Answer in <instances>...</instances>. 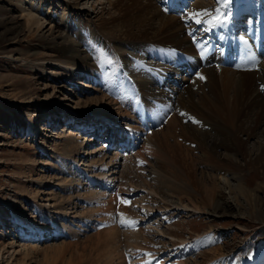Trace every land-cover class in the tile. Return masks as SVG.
<instances>
[{
	"label": "bare ground",
	"instance_id": "obj_1",
	"mask_svg": "<svg viewBox=\"0 0 264 264\" xmlns=\"http://www.w3.org/2000/svg\"><path fill=\"white\" fill-rule=\"evenodd\" d=\"M5 1L10 2L12 8H0V28H4L5 37L11 36L5 41L13 45L5 58L23 69L47 72L71 81H76L80 75L87 76L100 97L86 102L79 99L78 105L84 103L86 108L74 113L63 111V117L81 119L74 126H80L84 131L91 129L87 131L93 137L107 135L112 138L110 150L101 148L96 151L98 153H88V157L100 153L99 159L85 164L92 170H80L87 173L85 181L92 187L88 191L78 198L62 195L44 199L45 192L42 191L30 196L33 201L43 202L47 210L52 208L61 219L68 217V206H74L76 201L97 203L81 212V217L93 227L97 223L95 225L101 226L102 230L89 236L76 261L71 256L67 264H124L120 231L114 220L117 196L94 191L95 186L114 189L109 178L119 174L121 155L112 152L122 136L125 142L122 147H127V151L141 148L142 151L133 155L138 163L147 166L149 159L159 163L161 160L160 170L150 166L152 175H156L155 182L164 184L168 178L172 183L170 181L166 187L183 181L189 184L193 193L185 191L176 202L181 211L192 209L218 218L228 210L239 211L243 206L250 212L260 210L256 191L250 190L241 181V176L246 169L259 172L262 169L260 174H264V93L258 84V81L264 82V68L243 72L220 64L229 48L225 47L226 36L220 29L241 40L238 28L242 24L238 17L245 10L252 11L258 24L255 22L254 27L248 26L245 31H250L252 37L253 30L264 21V2H258L263 14H257L247 3L241 6L234 0H216L219 2L216 13L215 8L209 7L210 0H102L98 8L93 7L96 20L93 24L96 26L89 28L84 26V20L71 15L78 12L80 3L70 5L69 13L56 15L27 7L28 3L22 0ZM177 6L185 11L183 15H178ZM167 11L171 13L167 15ZM13 12L18 16H13ZM216 15L223 16L227 22L222 23L223 17L218 20ZM228 35L235 43L234 37ZM214 36L220 37L222 43L214 49L215 57L208 54L207 66L201 69L208 81L198 89L194 82L196 77L190 76L191 70L200 67L197 55L199 51H209L208 45ZM254 38L255 35L252 42ZM32 40L36 43L29 45V51L18 50L21 44H29ZM251 41L248 46L253 48ZM61 118L62 114L58 122ZM86 118L90 120L83 122ZM33 131L31 128L30 133ZM33 135L36 137L38 133ZM65 140L63 156L72 159V154L75 155L83 143L68 136ZM252 140L255 141L254 152L248 148V142ZM192 144L197 148L193 150ZM40 148L44 154L48 152L46 143H41ZM220 148L224 149V156L217 152ZM49 158L54 160L56 156ZM59 161L64 171L66 160ZM74 162L79 168L78 162ZM63 171L61 174L66 172ZM73 182V179L57 175L36 180L43 188L54 185L64 193L73 186L83 187L81 182ZM223 191L228 192L230 200L220 203ZM48 194L55 195L53 192ZM52 201L59 203L52 205ZM123 209L120 217L125 215ZM0 210L7 219L29 226L34 231L32 239L44 241L64 231L58 225L52 231L48 225L39 224L29 217L26 206L18 202L0 203ZM4 216L0 213V233L11 235L12 227L8 228ZM77 225L75 231L81 233L83 225ZM51 231L54 234L50 235ZM201 244L202 240L198 239L196 246ZM42 248L27 244L18 246L15 240L7 244L0 242V264H28L41 253L43 264H56L57 260L65 258L63 251L55 252L58 253L55 258ZM220 250L222 248H212L210 253L215 257L223 254ZM147 257L142 263L152 264L151 257ZM215 261L211 264H217Z\"/></svg>",
	"mask_w": 264,
	"mask_h": 264
},
{
	"label": "rangeland",
	"instance_id": "obj_2",
	"mask_svg": "<svg viewBox=\"0 0 264 264\" xmlns=\"http://www.w3.org/2000/svg\"><path fill=\"white\" fill-rule=\"evenodd\" d=\"M22 1L28 3L29 6L27 5V7L31 6L37 11L56 13V15L67 14L70 12V5L80 3L78 12L71 15L78 16L84 20V26L92 28L96 26L93 24L96 21L93 7L98 8L102 0ZM215 1L210 0L209 7L211 9L218 5ZM243 2L244 0L239 3L236 2V4L240 5ZM177 4L181 7V4ZM178 6L176 9L178 15H183L185 11L179 10ZM0 8H12V4L0 0ZM170 13L171 11L166 12L167 15ZM12 15L18 16L15 12ZM242 28L244 29L246 26H242ZM3 31L4 28H0V203L13 204L18 202L22 206H26L29 217L36 219L39 224L48 225L52 231L58 225L63 227L64 231H62L63 234L59 233L44 241L41 238L32 239L34 231L29 226L7 219L4 212L0 210L1 215L8 221V228L12 227L11 231L8 229L12 233L11 235H6L1 231L0 242L7 244L11 240H15L18 246L19 244L21 246L26 244L29 246L38 245L43 247L42 249L45 251L47 250L50 257L55 258L58 254L55 252L63 251L62 256L65 258H60L56 264H67L66 261L68 262L71 256L76 261L77 255L83 251V244L89 236L102 230L101 226L95 225L97 223L94 222L93 227L89 225L92 223L87 224L81 217L84 211L90 209L94 204L97 205V203L76 201L75 205L73 203L75 207L68 206L70 211L68 219H61L58 213L52 211V208L47 210L43 202L33 201L30 196L42 191L45 192L44 199L51 200L52 197L56 196L60 198L62 195L65 198L70 196L78 198L80 194L92 188L85 181L87 173L80 172V170L86 169L87 172H90L92 169L85 166L92 163L95 158L99 159L100 153L95 154L94 157H88V153H98L96 151L101 148L110 150L109 141L103 135L97 138L94 136V139L93 135L91 136L88 132L91 129L86 128L84 131L80 126H74V123L81 119L63 117L62 112H79L86 108L84 103L78 105L79 99L81 102H86L89 99L99 98L100 95L93 90L95 86L87 76L80 75L76 77V81H71L55 77L47 72H35L29 68L23 69L18 63L7 60L5 57L11 53L13 45L5 41V38L11 36L5 37ZM35 43L32 40L29 44H21L18 50L29 51L31 49L29 45ZM224 66L234 69L232 66ZM181 76L184 77V74ZM204 78L206 77L196 81L198 89L201 84L206 83ZM87 108L91 109L92 107L87 106ZM61 114L62 121L58 122ZM89 120L86 118L83 122ZM88 126L91 124L89 123ZM31 128L34 130L33 133H38L36 137L30 133ZM67 136L83 143V146L75 152L76 154H72L73 160L63 156L66 152L63 143H65ZM122 139L121 137V142L115 146L116 148L112 152L114 154L118 152L121 155L119 174L109 178L115 186L114 189L107 190L101 186H95L94 191L113 193L117 196L115 197L117 211L114 220L115 227L117 226L116 228L120 231L124 264H143L142 261H146L148 255L151 259L155 255L157 264H211L214 263V260L223 264V259L220 258L224 256L228 257L226 264H237L245 257H249L251 253L258 255L259 262L257 264H264V174H260L262 169L260 172L256 169H246V172L241 176V181L249 186L250 190L256 191L259 211L250 212L248 208L243 206L240 207L239 211L228 210L224 216L218 218H213L205 213L194 212L192 209L180 212L176 202L178 198L184 195L185 191L187 194L193 193L188 188L189 184L183 181L182 184L177 183L166 187L165 185L171 181L168 178L164 184L155 182L156 175H152L150 166L154 170H160L161 160L159 163L156 159H149L147 166L141 162L138 163L133 155L142 151L141 148L138 147L134 151H124L127 147H122L125 143ZM243 139L246 137L243 136ZM43 142L46 143L47 153L56 156L54 160L49 158L51 155L42 152L40 146ZM186 144L189 146V143L183 142V145ZM254 147L255 141H249V151L254 152ZM196 148L197 145L192 144V149ZM217 152L224 156V149L220 148ZM233 152L237 153L236 151ZM59 160H66L64 171ZM74 160L78 162L79 168ZM61 171H66V174H61ZM223 174L225 173L223 172ZM56 175L73 179L75 183L79 181L83 187L73 186L64 193L54 185L43 188L36 183L40 177L49 178ZM228 177L231 178L230 175ZM161 180L163 181V179ZM51 192L55 195L50 196L48 193ZM228 200H230L228 192H221L220 203ZM57 203L59 202L52 201V205ZM73 208L74 212H72ZM122 208H124V217H120L119 214ZM78 223L83 225L81 233L75 231L78 229ZM52 231L50 235L54 234ZM200 235H205V238L216 236L218 240L194 254L190 251L197 238L202 240ZM212 246H215L213 248L216 249L222 248L219 252L223 254L213 257L210 253ZM40 255L36 259L30 260L28 264H43L44 255L42 253ZM155 261L152 260V264Z\"/></svg>",
	"mask_w": 264,
	"mask_h": 264
}]
</instances>
